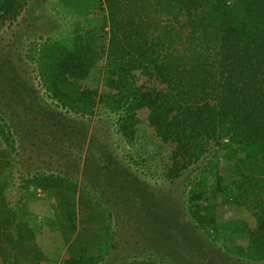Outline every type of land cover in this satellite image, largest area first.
I'll use <instances>...</instances> for the list:
<instances>
[{"label": "trees", "instance_id": "trees-1", "mask_svg": "<svg viewBox=\"0 0 264 264\" xmlns=\"http://www.w3.org/2000/svg\"><path fill=\"white\" fill-rule=\"evenodd\" d=\"M30 1L0 0V29L12 25ZM90 1L107 11L98 32H78L70 43L45 41L38 49V70L48 93L81 116H92L98 108L115 113L125 134L143 127L165 179L193 172L189 194L200 212L208 208L203 199V160L220 147L228 148L237 179L222 192L228 195L233 189V201L256 220L231 252L264 264V0H74V4ZM102 39L108 41L103 67L97 48ZM0 136L14 148L1 115ZM31 186L54 196L76 227V180L68 173H39L19 188L27 192ZM17 206V236L4 244L18 251L17 259L5 261L0 249V264H45L53 250L41 241L51 239L53 229L45 226L38 236L27 200ZM90 216L95 218L93 212ZM208 223L207 230L215 225L210 218ZM92 237L94 244L69 248L65 264H101L106 252L100 242L107 237L101 234L99 242ZM57 245L58 258L65 244ZM119 264L162 263L134 259Z\"/></svg>", "mask_w": 264, "mask_h": 264}, {"label": "rangeland", "instance_id": "rangeland-1", "mask_svg": "<svg viewBox=\"0 0 264 264\" xmlns=\"http://www.w3.org/2000/svg\"><path fill=\"white\" fill-rule=\"evenodd\" d=\"M106 20L107 11L95 2L76 6L74 0H31L12 25L0 29V115L14 145L11 148L0 136L10 153L6 192L15 208L27 200L38 236L45 226L53 229L51 239L41 241L53 250L45 264H65L69 257L66 246L54 257L57 244L64 243L55 219L64 217L63 207L49 193L32 186L24 192L19 187L33 175L50 172L68 173L78 182L82 221L90 226L96 220L107 237L100 242L106 252L101 264L134 259L162 264H262L231 252L230 247L244 239V229L256 220L233 201V189L232 194L222 192L236 177L228 148L220 147L203 160V199L208 208L200 212L189 194L193 172L165 179L157 150L143 127L125 134L115 113L98 108L92 116H81L48 93L38 70L40 45L49 40L70 43L78 32H98ZM98 43L103 67L108 41ZM209 218L215 225L207 230ZM93 231H82L80 238L94 244L92 236L98 240L100 233ZM0 249L5 261H16L18 251L5 245Z\"/></svg>", "mask_w": 264, "mask_h": 264}, {"label": "crops", "instance_id": "crops-1", "mask_svg": "<svg viewBox=\"0 0 264 264\" xmlns=\"http://www.w3.org/2000/svg\"><path fill=\"white\" fill-rule=\"evenodd\" d=\"M2 146L3 145L0 143V246L14 241V239L17 236L16 226L19 220V214L17 208L13 207L9 199V196L7 197L8 193L6 192L7 191L6 177L9 174L10 153ZM35 202L38 201L35 200ZM74 203L76 205L75 206L76 208L74 207L75 208L74 213L76 217L75 228H73L67 221L65 212L63 213L64 217L59 215L58 217L55 218L58 223V227H59L58 229H60L59 232L62 234V240L65 243V246L67 247V251H69V248L71 247L72 250L78 248V246L81 243L82 244L86 242L88 243V241L85 240V238L83 240L82 238H80L81 232L85 231L86 229L93 231L96 228V230H98V232H96V235L98 233H100V235L102 234L101 227L99 228L97 227L96 220L93 221V223L90 226L85 225L84 222L82 221L84 218L82 217L83 211H81L83 206L81 203H79V199L77 196ZM77 220L79 221V227L77 225Z\"/></svg>", "mask_w": 264, "mask_h": 264}]
</instances>
